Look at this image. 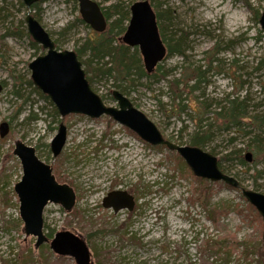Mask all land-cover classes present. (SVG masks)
<instances>
[{"label":"rangeland","instance_id":"374dc122","mask_svg":"<svg viewBox=\"0 0 264 264\" xmlns=\"http://www.w3.org/2000/svg\"><path fill=\"white\" fill-rule=\"evenodd\" d=\"M93 1L103 9L122 4L120 10L110 9V23L126 6L140 0ZM21 2L0 0V125L7 123L9 127L7 135L0 138V264H74L71 258L55 255L49 244L36 249V239L23 233L13 192L22 176L20 162L13 155L16 142L36 149L38 158L51 166L56 181L76 195L68 214L53 204L44 209V235L51 233L49 241L61 231L81 237L92 254V264H254L257 257L243 258L236 250L225 255L204 249L210 238L232 242L235 235L238 242H250L259 234L262 237L261 219L254 217L256 212L249 209L241 190L195 178L175 152L150 146L106 116L61 118L51 102L39 95L42 93L33 85L28 65L45 52L31 45ZM152 5L156 13L165 11L171 16L164 25V37L160 31L165 47L171 36L184 35L185 56L162 60L158 64L162 70L152 77L131 75L129 80L135 82L129 88L115 80L114 74L102 73L111 66L109 58L94 59L91 67L95 73L88 77L93 78V91L106 106H116L112 91L122 92L163 137L182 146L194 129L193 111L199 102L208 105L205 118H211L215 104L224 105L222 101L230 94L246 99L247 117L263 110L264 35L259 18L264 13V0H154ZM34 13L59 51L76 52L93 33L78 22L76 0H42ZM89 56L79 61L85 62ZM141 66L144 68L142 61ZM197 66L206 72L207 82L193 92V82H189V89L180 87V93H171L169 82ZM162 73L168 74L166 80L159 77ZM180 97L186 106L182 113L176 108ZM211 122L213 140L204 151L244 189L264 194V152L254 155L250 122L243 123L249 126L241 132L224 131L219 121ZM60 123L66 128V142L54 158L49 144ZM236 150L242 159L250 152L253 161L242 166L235 160H221ZM198 181L209 187V211L200 196L204 183ZM113 192L132 196L135 208L117 213L104 208V198ZM212 207L224 211L218 223L209 220Z\"/></svg>","mask_w":264,"mask_h":264},{"label":"water","instance_id":"95a60500","mask_svg":"<svg viewBox=\"0 0 264 264\" xmlns=\"http://www.w3.org/2000/svg\"><path fill=\"white\" fill-rule=\"evenodd\" d=\"M41 0H22L26 9L32 8ZM82 22L96 33L106 29V19L100 6L93 0H77ZM130 18L121 43L138 48L146 74L154 72L166 55L156 15L147 0H141L130 6ZM26 30L32 41L39 45L44 55L29 63L30 79L33 85L46 96L57 113L64 118L69 115H83L91 119L106 116L117 124L130 130L150 146H164L183 159L195 178L209 182H222L238 189L239 183L233 177L223 174L217 159L197 147L179 146L166 140L158 128L142 112L135 108L127 97L118 91L112 93L116 107L105 106L95 94L86 79L85 72L74 51H59L51 36L30 13L25 16ZM259 25L264 32V13L259 18ZM3 87L0 84V92ZM8 124L0 125V138L7 135ZM66 142V128L60 123L56 135L49 147L54 158L58 157ZM13 155L19 160L22 176L13 190L18 201V213L23 223V233L36 239L35 248L49 244L50 250L59 257L73 259L74 264H92L91 253L85 241L69 232L56 233L52 240L43 233V211L48 204L60 206L70 212L75 204L74 191L65 184L57 183L51 166L42 162L36 150L22 142H16ZM252 154L246 153L245 161L250 163ZM241 194L248 204L260 215L263 225L264 242V194L241 189ZM103 207L115 213L121 210L132 211L134 200L125 192H113L103 200Z\"/></svg>","mask_w":264,"mask_h":264},{"label":"trees","instance_id":"16d2710c","mask_svg":"<svg viewBox=\"0 0 264 264\" xmlns=\"http://www.w3.org/2000/svg\"><path fill=\"white\" fill-rule=\"evenodd\" d=\"M148 2L154 9L152 5L154 0H148ZM20 6L24 9L26 13H30L34 17H36L34 11L37 9V5H34L31 9H25L21 2ZM121 6L122 4L117 3L111 6L110 8L103 9L107 22L111 16L110 9L114 11H116L117 9L120 10ZM129 8L130 6H126L124 10H122L123 13L119 15V18L117 20L107 23V28L102 33H95V32L91 33V35L86 38L84 43L81 44L79 49L76 52L74 51L79 60L81 57H84L87 54L90 55L89 56L90 58L85 62L81 61V64L82 66H84L83 69L86 75V79L92 90H93L92 88L93 78L88 77V74L93 75L95 73V69L91 67V62L94 59L100 60L104 58H109L110 60L109 65L111 66L107 68V70H103L102 73H105L109 76L114 74L115 75L114 79L122 83H126L125 86L126 88L132 87L133 83L135 82L134 79L129 80V77L131 75L136 76L138 78H147L154 76L155 73H159L162 70L161 66H158L156 68L157 71L155 70L152 74L147 75L146 72L144 71V68H142L141 66V58L138 54L137 49L128 47L121 43L119 36L125 32L126 29L125 23H128L129 21V16H130ZM1 10L2 9L0 8V13ZM155 14H156L157 22H159L158 24L159 33L161 31V34L164 37L165 29H167V26L164 25L165 23L166 25H168L169 18H168V22H165L162 19L163 13L155 12ZM78 22L84 25L80 19L78 20ZM160 22H162L163 25L160 24ZM185 41L186 39L184 35L178 36L176 34L175 36H171L169 38V42L166 47L165 59L174 55L184 57ZM31 45L35 49L38 50L40 49L34 43H31ZM130 49H134V51L131 52ZM205 75L206 72L202 71V66H197L193 70L189 69L188 73L181 74V78L169 82V90L171 93L175 94L177 91H179L180 87H183L184 90L189 89L187 87V84L189 82H193V85L190 87V91L192 92L196 91L199 84H201L202 82H206ZM159 77L162 80H166L168 74L162 73ZM114 87H118V86L114 85ZM35 91L37 92V90ZM123 92L125 91L123 90ZM37 93L39 94V92ZM14 94L18 95V92L15 91ZM39 95L43 97L45 100H48L45 96H42L41 94ZM176 98H178L177 95L174 96L173 102H176ZM179 100L180 101L177 103L176 108L178 113H182L186 106H182L183 101H181V97ZM222 102L224 105H221L220 103L215 104L216 106H214V109L211 112L212 114L211 118H205V115L208 114V110H207L208 105L205 104V102L198 103L199 104L198 108L193 111L195 116V118L193 119L194 129L192 130L191 134H189L187 143L185 144L188 146L197 147L202 150H205L206 145L213 140L212 127L214 123H212L211 121L214 120V122H218V121L220 122L221 126H219V128L223 129L224 131L228 129L229 130L234 129V131L241 132L242 129L244 130L245 126L251 125V127L254 129V132L252 133V143L256 150L254 155L256 156L259 153H263L264 152V137H263L264 107L263 110L257 115L247 117L248 106L246 105V99H243L238 95L236 96V94H230ZM30 119H33V117ZM246 121L250 122V124L249 125L243 124ZM232 155L235 156V159L239 165L244 166L246 164L245 157H243L242 159L240 150L238 151L236 150L234 152L225 155L224 157L221 158V160L223 162L230 161V157ZM218 165L219 168L221 169L220 164ZM198 182L201 184L204 183L202 181H198ZM209 191H210L209 187L205 182L204 190L200 192V196L202 197L203 200L202 205L204 206L206 211H209V206H210L211 193ZM249 209L254 210L251 206H249ZM223 212L224 211L220 208L212 207L211 210L212 216L209 220L212 223H218L219 222L218 218L221 217L220 214H222ZM76 215L78 216L80 214L77 213ZM254 217L260 219L257 213L255 214ZM47 237H51V233L48 234ZM204 249H206L207 251L214 249L218 253L223 252L225 255H229L230 251L236 250L237 252H240L243 255V258H248L250 256L257 257L254 264H264V243L260 238V234L257 236V238L253 237L250 242H248L247 240L243 242H238L235 235L234 238H232V242H228L227 240L224 239H218L217 241H215L210 238L204 242Z\"/></svg>","mask_w":264,"mask_h":264},{"label":"bare ground","instance_id":"6f19581e","mask_svg":"<svg viewBox=\"0 0 264 264\" xmlns=\"http://www.w3.org/2000/svg\"><path fill=\"white\" fill-rule=\"evenodd\" d=\"M163 14H164V16H163V14H162V19H163V21H165V22H168V18H169V21H170V19H171V16H169L168 14H167V12H165V11H163L162 12ZM161 38V37H160ZM162 40V39H161ZM34 43V42H33ZM35 44V43H34ZM36 46H38V47H40L39 45H37V44H35ZM55 48H56V45H55ZM159 66V65H158ZM205 78H206V76H205ZM207 82V81H206ZM206 82H204V83H206ZM203 83V82H202ZM3 87V86H2ZM18 96V95H17ZM227 155V154H226ZM232 160H235L236 161V159H235V156H231L230 157V161H232Z\"/></svg>","mask_w":264,"mask_h":264},{"label":"flooded vegetation","instance_id":"af4514ba","mask_svg":"<svg viewBox=\"0 0 264 264\" xmlns=\"http://www.w3.org/2000/svg\"><path fill=\"white\" fill-rule=\"evenodd\" d=\"M134 208H135V205H134Z\"/></svg>","mask_w":264,"mask_h":264}]
</instances>
